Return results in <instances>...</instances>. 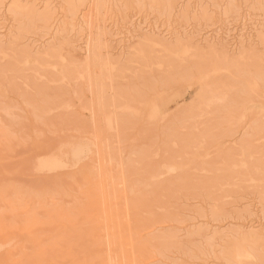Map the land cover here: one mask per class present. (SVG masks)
<instances>
[{
	"label": "bare ground",
	"instance_id": "obj_1",
	"mask_svg": "<svg viewBox=\"0 0 264 264\" xmlns=\"http://www.w3.org/2000/svg\"><path fill=\"white\" fill-rule=\"evenodd\" d=\"M1 103L0 264H264V0H0Z\"/></svg>",
	"mask_w": 264,
	"mask_h": 264
},
{
	"label": "rangeland",
	"instance_id": "obj_2",
	"mask_svg": "<svg viewBox=\"0 0 264 264\" xmlns=\"http://www.w3.org/2000/svg\"><path fill=\"white\" fill-rule=\"evenodd\" d=\"M262 12H260V13H255V15L256 14H258V15H260ZM132 14H134V12H132ZM262 15V14H261ZM234 18V19H233ZM229 22H230V24H229V26L228 27H230L231 25H234V24H237L238 22H239V19L235 16V17H230L229 19ZM233 21H235V22H233ZM238 21V22H237ZM228 22V23H229ZM212 23H214V21L213 22H210V21H208L207 23H205V24H203L202 23V25L203 26H201V28H203L204 27V29L205 30H208V29H210V30H212V29H215L216 27H217V25H219V22H216L215 24H212ZM209 24H210V26H209ZM226 25H228V24H226ZM214 26H215V28H214ZM213 27V28H212ZM212 28V29H211ZM126 55V54H125ZM126 75V74H125ZM124 75V76H125ZM129 75H132V74H130L129 73ZM127 76V75H126ZM123 77V79L124 80H126V79H128V76L127 77ZM130 78V77H129ZM122 79V80H123ZM131 79V78H130ZM125 82V81H124ZM122 83H123V81H122ZM22 86V85H21ZM21 88V87H20ZM20 88H17V89H19V91H23V88L22 89H20ZM18 90H17V92H19ZM21 93V92H20ZM23 93H21V95H22ZM27 95H25L24 94V96H22L23 98H22V100H23V102H22V104L23 105H26V103H28L29 101L28 100H24L25 98L27 99V97H26ZM29 96V95H28ZM31 97V96H30ZM46 97H49V96H47L46 95ZM43 98H44V96H43ZM45 99H47V98H45ZM27 101V102H26ZM26 102V103H25ZM187 103H188V101H187ZM4 104L5 103H1L0 104V106H1V109H5V110H7L8 112L10 111L11 112V114H12V117H13V115L16 113V111H14V110H16L17 108H12V107H10V109H9V107H8V104H5V106H4ZM10 104V103H9ZM3 105V106H2ZM7 105V106H6ZM11 105V104H10ZM13 105V104H12ZM7 108V109H6ZM72 108V107H71ZM74 108V107H73ZM3 109V110H4ZM17 112H18V109H17ZM76 112V111H75ZM19 114V113H18ZM14 115V120H12V118L10 117V118H8L7 119V121L5 122V124H6V126H7V128L8 129H14V130H12L11 129V131L12 132H14V133H17V134H23L24 133V135L26 136H28L29 135V133L30 132H32V133H34V131L36 132V133H34L35 135H38V136H42L41 137V139L43 140L46 136L45 135H47V136H52V137H49V139H56V137H54V136H58L57 137V139H60V138H62L63 136H66L68 133H74V131L76 130H78L77 128L79 127V131H81V130H84L85 129V125H86V121H84L83 120V116L82 117H79L77 120L76 119H74L75 118V115H73V114H70V116L71 117H73V119L71 120V117H69V115L67 114V113H64V114H56V116H50V118H48L49 120H47V118L46 117H48V115H42V117L44 118H46V120H44V119H40L41 118V116H39V115H36V116H34L35 118H36V120L37 121H35L36 123L37 122H39V120H40V124L39 123H37V127H39V128H36L37 130H38V132L36 131V129L35 130H27L26 128H25V125H27L25 122H27L26 120H25V118L24 117H22V115H20V117H19V115ZM67 115V116H66ZM37 116H39L40 118H38L37 119ZM18 117V118H17ZM19 118H21L20 119V121H19ZM77 118V117H76ZM82 119V122L79 124V122L81 121V119ZM17 119H18V121L20 122L19 123V126H17V123H18V121H17ZM69 119V120H68ZM80 119V120H79ZM134 119V118H133ZM132 119V121H131V123H129L128 125H129V128H131V129H129L128 128V130H127V132L125 133L126 134V136H127V138H126V136H124L125 134L123 133V134H116V135H118L117 137H118V142H117V140H116V138L117 137H115V138H111V139H109L108 138V140H107V142H109V143H107V142H104L103 144L105 145H103V151L105 152L106 150L108 151V150H110L111 149V147H113V146H118L117 147V150H119L120 151V153L122 152H124L123 154H122V160H121V158H120V160L122 161V163H121V166L122 167H124V165H126L127 166V164L128 163H132V157H131V155H132V153L135 151V150H137V152L138 151H144V150H147V149H145L144 147H147V148H151L150 146H148V145H150V144H152L153 143V141H156V140H160V143H159V146H160V148H161V145H163L162 146V148L165 146L164 144H167V140H166V137L165 138H163L164 136L162 135V134H159L158 136L155 134V132H154V136L156 135L157 136V138L158 139H156V137H155V139L154 140H152L151 141V139L149 138V136L150 137H152V139L154 138V136H153V133H148V127H152V126H154V125H150L148 122H144V121H140V119L139 118H135L134 120H136L137 122L135 123V122H133L134 120ZM9 120H11V121H9ZM22 120V121H21ZM71 120V121H70ZM73 120H76L77 122H78V124H77V122L75 123V121L73 122ZM13 121H15V122H17L16 124H15V122H13ZM25 121V122H24ZM132 122H133V124H132ZM141 122V123H140ZM8 123V124H7ZM10 123H12V124H10ZM20 124H22V125H20ZM139 124H144L145 125V127L146 128H144V125H143V127H141ZM77 125H79L78 127H77ZM82 125V126H81ZM162 125V124H161ZM140 126V127H139ZM162 126H165L164 124L162 125ZM16 127V128H15ZM22 127H24V128H22ZM27 127V126H26ZM75 127H76V129H75ZM138 128L139 127V129H136V130H133V128ZM17 128H18V131H17ZM20 128V129H19ZM134 128V129H135ZM140 128H144L145 130L147 129V133L145 132V130H142V131H140V134H142V135H140L139 134V132H138V130H141ZM74 129V130H73ZM161 129L162 128H160L159 130L161 131ZM130 130V131H129ZM22 131V132H21ZM26 131H28V133L27 134H25L26 133ZM95 130L93 129V130H91V132H93V133H95L94 132ZM129 131V132H128ZM163 131V130H162ZM19 132V133H18ZM21 132V133H20ZM142 132V133H141ZM75 133H77V132H75ZM130 133L132 134L131 136H133V137H131L130 136ZM135 135H134V134ZM161 133V132H160ZM57 134V135H56ZM59 134L61 135V134H63V135H61V136H59ZM139 134V135H138ZM144 134V135H143ZM150 134V135H149ZM129 135V136H128ZM148 136V138H147V136ZM239 135V133H237V135L235 134V136H238ZM26 136V137H27ZM135 136H136V138H135ZM141 138H140V137ZM146 136V137H145ZM124 138V139H122V138ZM138 137V138H137ZM143 137H145V139H147L146 141H145V139L143 138ZM161 137H162V139L163 140H165V141H163L164 143L162 144V139H161ZM46 138H48V137H46ZM119 138H120V141H122L121 142V144H120V141H119ZM126 138V139H125ZM133 138H135V139H133ZM56 139V140H57ZM130 139V140H129ZM136 139H137V142H136ZM144 140V141H142V140ZM105 140V141H106ZM124 140V141H123ZM126 140V141H125ZM131 141V142H133V141H135V142H133V143H129V141ZM133 140V141H132ZM45 141V140H44ZM112 141H113V143H115L114 145H113V143H112ZM128 141V142H127ZM138 141L139 142H141V143H139V145H138ZM119 143L120 144V146H119V144L117 145V143ZM126 142V144L125 145H123L124 143ZM143 142V143H142ZM106 143H107V145H106ZM127 143H129V144H127ZM137 143V144H136ZM147 143V144H146ZM109 144V145H108ZM143 145L144 144V146H141V145ZM129 145V147H127ZM107 146H109V147H107ZM141 146V147H140ZM106 147V148H105ZM140 147V148H139ZM110 148V149H109ZM119 148V149H118ZM130 148H132V149H130ZM133 148H136V149H133ZM142 148L144 149V150H142ZM120 149H122V150H120ZM128 150H130V152L128 151ZM133 150V151H132ZM126 151H128L127 153H126ZM131 151H132V153H131ZM129 153H130V156H129ZM128 154V155H127ZM133 155H135V154H133ZM124 156V157H123ZM127 156H129L128 157V159H127ZM120 157H121V155H120ZM126 157V158H125ZM135 157V156H134ZM133 157V158H134ZM123 158H124V161H123ZM131 158V159H130ZM125 159H126V161H125ZM120 161V162H121ZM128 161V162H127ZM123 162H126V164L125 163H123ZM117 163H118V161H117ZM125 166V168L126 169H128L129 168V165L126 167ZM153 166H155V164L153 165ZM130 170V169H129ZM133 179H135V180H133L134 182L136 181H139L138 179H140L139 177H134ZM161 182H162V180H161ZM145 193V192H144ZM147 193V192H146ZM176 204H177V206H176ZM175 204V206L176 207H178V204L179 203H176ZM187 204H189V205H187ZM187 204H185L184 206H181V207H185V206H191V204H192V201H190L189 203H187ZM156 205H157V203H156ZM180 205V204H179ZM173 206V205H172ZM193 206V205H192ZM188 207L186 208V209H188ZM179 208H180V206H179ZM193 209H195L194 207H192ZM200 208H202V209H200L199 210V208H198V211H203V212H205L206 210H207V208L205 209V208H203V207H200ZM193 209H191V207L189 208V210H191V213H192V216H191V214L189 215V213L187 214V212H189V210H185V211H182V213H180V216H182V218L180 217V216H178L177 217V219L179 218V219H181V220H189L191 217H194V214H195V211L193 210ZM205 210V211H204ZM152 213H155L156 211L154 210V209H152V211H151ZM184 212H185V215H184ZM194 213V214H193ZM187 215H188V218H186L187 217ZM185 218V219H184ZM190 222H192V221H190ZM177 232V231H176ZM180 234L181 233H178V235L180 236ZM170 247V246H169ZM169 247H167V248H169ZM170 252H173V251H175L174 249H172V247H170ZM188 249V250H187ZM186 249V247L184 248V250L183 251H189L190 249L189 248H187ZM165 250V252H163V250H162V253L164 254V253H167V249H164ZM191 251V250H190ZM190 251H189V253H190ZM167 254H169V253H167ZM171 254V253H170ZM173 254V253H172ZM164 255H166V254H164ZM174 256H175V253L173 254ZM188 255V253H186V256ZM190 255V254H189ZM188 255V256H189ZM172 256V255H171ZM174 256H172V257H174Z\"/></svg>",
	"mask_w": 264,
	"mask_h": 264
}]
</instances>
